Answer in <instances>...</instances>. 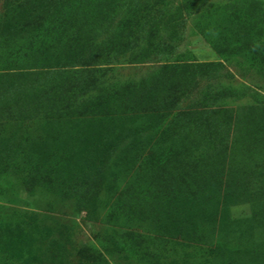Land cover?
Returning a JSON list of instances; mask_svg holds the SVG:
<instances>
[{
  "label": "rangeland",
  "instance_id": "obj_1",
  "mask_svg": "<svg viewBox=\"0 0 264 264\" xmlns=\"http://www.w3.org/2000/svg\"><path fill=\"white\" fill-rule=\"evenodd\" d=\"M226 1L210 0L203 11L193 5L189 14L184 6L187 0L159 4L151 0L156 18L160 11L168 14L178 7L183 13L179 18L186 21L177 29L163 22L147 44L153 19L148 18V8H142L143 0L124 8L122 0H73L68 10H80L86 22L64 21L61 31H46L33 39L32 48L13 46L4 50L6 55L14 53V60L28 68L40 66L52 56L63 58L75 42H84L96 28L105 26L107 8L116 6L123 10L110 30L95 35L84 59L86 65L80 61L63 69L62 78L71 75L74 82L80 78L75 82L77 88H67V97L74 95L79 103L108 101L113 108L137 99L134 92L140 94L141 84L158 80L161 66L177 58L169 53L171 49L183 53L179 62L215 61L224 66L208 77L195 71L186 82L178 83L173 95L177 106L168 112L144 105L138 111L119 113L127 119L131 116V126L128 121V127L122 122L112 129L113 133L109 129L105 138L112 141L108 144L112 152L108 158L103 159L104 148L94 152L95 161L100 160L94 166L100 171V179L66 185L64 195L55 181L43 178L28 182L33 160H37L30 151L44 137L49 111H36L40 107L26 104L17 112L21 113L22 118L17 117L20 120H8L1 126L0 240L10 231L14 234L18 227L37 231L24 242L19 241L24 246L21 255L12 256L0 247V264H24L33 256L39 260L44 257L45 262L64 259V264H264V128L259 130L260 141L254 143L246 141L244 131L236 141L233 128L234 122L246 124L254 118L249 108L264 105L261 60L247 45L226 56L210 42V37L223 35L238 42L258 40L261 28L253 20L243 28L232 11L223 8ZM2 3L0 0V10ZM135 9L142 23L137 27L136 20L131 23L137 36L135 45L118 46L126 35L117 33L116 28L125 18L133 17ZM92 15L97 16L95 26L89 22ZM39 39L42 41L37 42ZM180 71L174 75L176 80L183 77ZM61 77L52 75L49 82ZM215 84H223L222 94L214 92L213 107L221 110L214 118L218 125L200 118L193 123L191 142L183 139L188 132L184 125L175 129L178 135L172 134L179 113H186L182 116L185 121L187 113L205 107L206 93ZM87 86L94 89L84 92ZM165 136L173 138V147L164 145ZM6 147H11L9 157H5ZM129 147L132 156L137 153L139 159L129 157ZM60 236L68 241L62 259L50 256L49 251L50 241ZM16 238L13 235L6 243L12 244Z\"/></svg>",
  "mask_w": 264,
  "mask_h": 264
},
{
  "label": "trees",
  "instance_id": "obj_2",
  "mask_svg": "<svg viewBox=\"0 0 264 264\" xmlns=\"http://www.w3.org/2000/svg\"><path fill=\"white\" fill-rule=\"evenodd\" d=\"M72 1L73 0H3L0 10V128L8 120H20L18 118H22L21 113L17 112H21V109L26 104H33L31 107L35 109L40 107L36 111H49L48 120L45 121L44 125V137L36 148L34 147L35 149L33 148L34 150L31 149L30 151L37 155V160H33V173L31 174V178L28 179V182L40 181V179L43 178L45 180H51V182L55 181L54 184L63 192V195L65 194L64 190L66 189V185L86 184L89 180L91 181L92 178L95 180L96 178H98V180L100 179V171L98 168L94 167L98 165L100 160L98 159L95 161L94 152H101L100 149L104 148L103 150H105L106 153H104L103 159L105 160L109 157L110 152H112V145L108 146V144L112 141L105 138L108 136L107 132L110 129V133H113L112 129L116 125H123L122 122L126 124L130 121L128 124L131 126V116L128 115L129 112L131 113L133 110L138 111V108L144 105L168 112L177 106L178 100L174 98L173 95L177 90L178 83L186 82L195 71L200 70L202 74H206L208 77L221 72L224 66L222 62L215 61L202 62L200 64L189 61L179 62L181 61L179 57L183 53L177 52L176 50L173 52L171 49L172 47L169 46L171 49L169 53H174L177 58L175 57L174 60L165 62L161 66V76L158 80H153L151 83H146L145 81L141 84L140 87L142 88L140 94H138L137 91H133L134 97L137 98L133 99L134 101L130 99L126 103L121 102L116 105V108H113L114 105L110 104L108 101L107 103L97 102L95 99L85 100L79 103L77 98H75L76 96L67 97L66 90L69 86L77 88V83L75 82L77 80L80 81V78L76 79L75 82L70 77L71 75L62 78L61 76L65 73L63 69L70 65L77 66L80 61L82 64H85L84 59L89 53L88 50L96 40L95 35L110 30L115 23L116 17L123 8L125 6L136 5L139 0H122L121 7L123 8L121 9L116 6L108 7L106 10V21L104 22L105 26L103 25L98 30L96 28L95 34L84 40V42H75V45L70 46V49L62 56L63 58H60L61 56H52L51 58L49 57V60H44L43 64L40 66L31 65L28 68L23 67V62L20 60L17 62L14 60V53L6 55L4 52L5 49H11L13 46H18L22 49L23 47L32 48L34 45L33 39L37 40L41 33L46 31L50 32L56 29L61 31L64 21L67 22L69 20V24L77 20L82 23L86 22L87 20L82 18V13L79 12L80 10L74 7L72 10H68ZM150 1L151 0H143L142 2L144 4L142 8H148V18L152 17L153 19L146 36L147 44H150L148 40H151L157 27L163 22L165 23L166 21L167 23H171L174 28L177 29V27L184 26L186 21L185 18H179L180 15L183 16V13H181V8L178 7L175 12H168V14L160 11L157 15L158 18H156V14H154L155 11L152 10V7H155L154 4L166 2V0H154V4ZM209 1L210 0H187L184 6L190 14L191 6H197L198 11H203L204 6L207 5ZM190 3H192V5ZM223 5L225 10L232 11L231 14L234 16L235 20H240L244 25L243 28H246L249 21L251 22V20H253L255 25H260L259 28L261 29L259 30L258 40L248 38L246 42L233 41V38H230L229 35H223L218 38L210 37L213 48L218 53L229 56L235 53L241 46L247 45L246 47L250 48L254 56L261 60L259 71L264 75V0H229L224 2ZM138 14V10L135 9L132 13L133 17L125 18L121 22L122 25H120L122 28H116L117 33L126 35L122 40L123 42L117 44L118 46L125 45L129 48L131 45H135L137 36L135 34V36L133 35L135 30L131 26V23L132 20H136V27L142 25L140 20L136 18ZM96 17V15L89 16V20L91 19V21H89L91 26H95V21H97L95 20ZM242 31L245 33L246 30L242 29ZM247 34L248 33L245 34L246 37ZM41 41L42 40L39 39L37 42ZM179 70H181V76L183 77H181L180 80H176L174 75ZM52 75H59L62 79L55 78L49 82V78ZM222 85L223 84L211 85L212 90L206 93V99H204V103H202L205 104L203 105L205 107H202L200 110L196 111V113H187L186 117H184L185 121H183L182 116L186 113L181 112L173 122L172 129L174 130L177 129L178 126L182 127L184 125L187 127L188 132L183 138L185 141L191 142L189 136L191 133L192 135L194 133L195 127L193 123H197L200 118L204 117L207 119L206 123L208 124L215 123L218 125L217 122L214 121V118L215 114H218L221 110L217 107H213V105L216 104L214 92L218 95L222 94ZM134 86L137 87L138 84L135 82ZM93 89L94 87L87 86L82 90H84V92H89ZM164 96H171L172 98L164 100ZM129 97H132V92ZM19 98L21 101H17ZM249 109H251V114L254 116L251 121L246 124H240L238 121V123L234 122L233 128L234 134H236V139H234L236 141L238 140L239 134H244V132L246 141L248 140L254 143L259 142L261 139L262 133H260L259 130L264 128V123H260V120H264V105L259 104ZM257 109H261V112L257 111ZM123 112H128V119L124 118L122 115L120 116ZM226 113L229 115L228 112ZM211 121L214 122L211 123ZM128 124H126L127 127ZM228 131L226 137L229 138L231 135L230 127ZM177 133H179V130L172 132V134ZM179 135L181 140V133ZM168 139L170 141L173 140V138H169L168 136L167 138L166 136L162 138V140L165 141L164 145L166 146L167 144V146L173 147L175 141L168 142ZM114 142L115 141H113V143ZM10 154H12L11 147H6L5 157H9ZM127 154L129 157L132 156V149L130 147L127 149ZM131 158L133 161L139 159L137 153ZM100 159L102 161V157ZM36 177H39V179ZM52 178H54V180ZM35 230L36 229H31L26 231L18 227L15 229L16 233L14 232L13 234L10 231L7 237L1 238V249L6 248L9 250V253L15 257L21 255L24 252L22 249L24 246L23 244L19 245V241L24 242L26 238L32 236ZM13 235L17 237V240L11 241L12 244H7L6 242L11 240L10 238ZM67 242L68 241L61 236L56 240H51L49 249L50 256L54 258L58 256L62 259V257L65 256L64 253L67 248ZM46 255L48 254L46 253ZM36 257L37 256H33L31 259L24 261V264H64V259L58 262H45L46 259L44 260V257L41 258V260ZM35 259L39 261H35Z\"/></svg>",
  "mask_w": 264,
  "mask_h": 264
}]
</instances>
